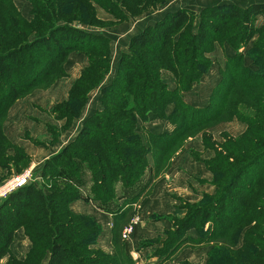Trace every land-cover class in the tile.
I'll return each mask as SVG.
<instances>
[{"label": "trees", "instance_id": "1", "mask_svg": "<svg viewBox=\"0 0 264 264\" xmlns=\"http://www.w3.org/2000/svg\"><path fill=\"white\" fill-rule=\"evenodd\" d=\"M26 1L32 7L30 21L22 17L13 0H0V168L8 174L15 160L29 162L2 130L11 105L64 76L63 64L68 55L83 52L89 67L73 85L69 101L54 110L57 118L70 119L61 110L71 108L74 102L80 110L87 94L98 83L99 75L97 81L90 82L93 67L102 62L106 71L109 65L106 39L79 26L100 23L95 6L122 20L125 16L121 7L129 2L119 0L117 5L113 0ZM258 15L263 16V25L256 28ZM192 16L193 12L180 9L134 35L128 50L137 49L135 55L123 53L118 64V72L128 65L126 72L132 73V79L121 84L123 80L118 75L109 86L114 88L113 93L103 90L109 99L101 96L99 102L103 101L105 108L100 116L85 120L75 139L45 161L41 176L48 183L36 188L30 182L1 199L0 264H42L45 258V264H134L125 253L115 227L112 254L92 248L100 227L92 218L72 213L68 206L81 197L79 187L85 181H80V175L84 171L89 172L91 180L88 199L105 208L114 196L111 185L124 182L128 188L142 177L145 168L142 156L150 154L155 165L158 155L142 142L136 132L137 120L143 121L150 112L163 117L165 108L171 104L174 108L168 119L173 130L147 136V143L161 149V154L171 152L199 133L208 145L207 130L221 122L236 119L246 129L235 138L222 134L220 146L211 144L217 157L208 169L214 175L216 194L205 196L206 200L189 209L185 218L173 220L161 250L169 253L165 260L172 250L174 256L181 248L218 243L213 249L217 253L227 252V264H264V3L246 8L234 5L206 8L200 12L195 26ZM225 29L222 42L236 51L253 40L246 54L257 70L246 67L238 52L226 60L208 105L190 106L183 101L182 94L190 91L210 67V62L201 58L206 55L203 46L209 35ZM175 34L180 39H173ZM101 44L104 50L99 48ZM95 52L103 56L95 57ZM162 72L174 77L175 89L168 90L161 82ZM103 74L100 73V80ZM8 150H13V155L6 157ZM67 172L75 178L70 180L73 189L56 183ZM114 213L111 212L117 225L126 213ZM18 229L23 230L31 244L23 259L10 252ZM190 230L198 238L185 236ZM4 258L6 261L2 263Z\"/></svg>", "mask_w": 264, "mask_h": 264}, {"label": "crops", "instance_id": "2", "mask_svg": "<svg viewBox=\"0 0 264 264\" xmlns=\"http://www.w3.org/2000/svg\"><path fill=\"white\" fill-rule=\"evenodd\" d=\"M13 3L24 19L29 21L32 18V7L29 2L26 0H13ZM263 3L264 0H166L164 3L157 4L153 7L152 11L146 13L142 11L141 15L136 14L132 16L124 7H121L125 18L117 22H114L116 20L113 14L95 6L96 17L100 23L93 26L80 25V28L92 35L101 36L106 39L109 70L108 73L103 76L101 81L102 84L100 83L101 85L87 94L81 115L72 122L67 131H61L58 134V129L61 130L64 126L65 119L57 118L54 110L59 105L69 101L73 85L89 67L88 57L83 52L74 51L68 55L63 64L64 76L56 79L45 89L40 88L38 90H33L26 96L17 99L11 105L2 124L4 135L29 158L28 168L34 169L38 166L43 167L47 159L57 154L62 148L75 139L83 122L99 109V91L112 80L119 64L120 56L128 52L130 40L134 35L142 32L146 27L155 25V23L160 21L165 15L180 9H185L195 14L200 13L206 8L212 7L234 5L240 8H246L254 4ZM262 25L263 16L258 15L254 22V26L259 28ZM252 42L253 40L246 48L237 51L227 43H223L222 45L216 44L212 53V55L216 57L215 64L213 65L211 62L209 69L201 76L199 82L193 84L190 91L182 94L183 101L196 108L206 107L212 90L221 80V72L225 67L226 60L228 58H234L238 52L243 56L244 65L256 71L257 68L246 54ZM211 57L209 58L211 59ZM174 87L175 85L170 81V83H168V89L172 90ZM171 111L172 106L168 108V113ZM150 118L151 115L149 116V119ZM153 121L154 125H156L154 128L157 130H151L147 127V124L143 126L146 129H150L148 131L153 134L167 133L172 129L170 125H165L159 120ZM148 123L150 122L148 121ZM141 126L142 124L139 122L137 124V129H140ZM245 129V124L233 119L232 121L221 122L209 128L208 132L219 142L222 134H227L235 138L241 135ZM192 144V142H187L186 148L192 147ZM8 154L13 155V152L9 151ZM181 160L184 163L181 161L178 162L171 177L167 176L165 180L156 181L157 184L153 186L150 194L144 197L137 205V215L140 220L135 224L129 239L122 240L124 251L132 259L134 264H204L207 261L208 248L206 249L204 246L200 247L202 250H196L197 248L194 247L182 248L173 257L167 260L161 257L160 253L158 254L163 242L161 239L165 237V232L172 228V217H182L179 215L183 213L178 207L181 197L177 199L172 197V187L177 183L182 186L180 190L184 189V186L187 184L182 180V175L186 176L185 169L187 167L198 169L199 175H201L200 178L204 177L205 179V175H207L203 165H199L192 160L189 161L185 155L182 156ZM6 175L7 171L0 168V182ZM84 181L86 188H89L91 185L90 176H86ZM80 188L81 187H79V189ZM187 191H184L185 194H187ZM189 192L192 194L191 189ZM182 197H189L188 201H194L191 195ZM68 208L74 214L91 215V217L98 221L95 220L100 225L101 232L93 248L101 250L106 254H112L113 219L110 215L101 211L100 208L85 195L71 202ZM156 237L160 239V243L159 241L157 242L158 244L152 242V239ZM187 237L195 239V232L190 230ZM30 248L31 244L24 235L23 230L18 229L14 233L10 245L11 254L17 259H23ZM5 261L6 258L2 260V263H5ZM46 261L47 258H45L42 264H45Z\"/></svg>", "mask_w": 264, "mask_h": 264}, {"label": "rangeland", "instance_id": "3", "mask_svg": "<svg viewBox=\"0 0 264 264\" xmlns=\"http://www.w3.org/2000/svg\"><path fill=\"white\" fill-rule=\"evenodd\" d=\"M128 1L129 2L126 3L123 7L126 10H128L129 13L133 16L134 14L135 15L136 14L141 15L142 11H143V13H146L148 11H152L153 7H155L157 4L164 3V1H166V0H128ZM113 2H117L118 3L117 5H120L119 0H113ZM146 2H147V4H146ZM127 6H129V7L127 8ZM114 19L116 20L114 22L121 20L120 18H116L115 16H114ZM199 19H200V13H195L194 17L192 16L193 26H195L198 23ZM112 24H114V23H112ZM85 25L86 24H82L81 26H85ZM81 26H79V28ZM226 30L227 29L223 30L219 34L209 35L207 42L203 46V50L206 51V55L201 56V58L209 61L210 65H211V62L213 63V65L215 64L216 57L214 55H212V53L214 51L216 44H219V45L223 44L222 40H223L224 33L226 32ZM172 38L175 40L180 39L179 34L173 35ZM99 48H101V50H104V45L101 44ZM136 50L137 49H135V48H134V50H128V53L135 55ZM210 54L212 55V57ZM99 55L100 54H97L96 52L93 53V56H95V57H98ZM101 56H103V54L100 55V57ZM209 57H211L212 60ZM124 67L125 68L123 69L122 72H121V70L118 72V66H117L116 72H115L114 76L112 77V80L107 85H104V87L100 89L99 100L101 99V96H103V99H105V100L109 99L108 93L104 92L103 90L104 89L111 90V92H112V90L114 88L112 87L111 89H109L110 88L109 86L114 82L115 78L118 75L121 77V80H123L121 82V84L129 82L132 79V73L126 72V71H128V65H124ZM93 68H94V74L89 76L90 82H94L95 79L97 81L96 77H97V75L100 76L101 72L104 73L103 76L106 75L108 73V70H109V65H108L106 71H104L102 62L96 64ZM99 76H98V83H97L96 87H98L99 85L102 84L101 83L102 79L100 80ZM160 80L163 84L166 85L167 89H168V83H170V81L172 82V84H174L176 86L174 77L169 73L162 72ZM199 80L196 83H198ZM107 81H108V79H107ZM173 89H175V87ZM36 90H38V89H36ZM115 92H117V91L115 90ZM98 103H99V107H98L99 109H97L88 118H92L94 115L100 116V113L103 112V110L105 108L103 101H102V103L101 102H98ZM170 106H172V111H173L174 106L172 104L167 106L164 110V113H163L164 118L150 112L146 115V118L143 121L140 119L137 120V124L140 122L142 124V126L140 129H137V126H136V132L140 135L142 142L144 144H147L149 149H154V151L158 155V156H156L157 162L155 161V165H154L153 157L150 154H146V155L142 156V158H144V160H145V168H144V173H143L142 177L138 181H136L133 185H129L130 187L128 186V188L126 187L124 182H118V183L116 182L113 185H111L112 192H113L114 196L111 198L108 205L104 206L105 208H100L101 211H103L105 214H109L110 217L113 219L112 229H113V227H115V229L117 230V234L121 240H128L129 239V237L132 235L133 228H134L135 224L138 223L140 220L139 216L137 215V213H138L137 205L139 204V202L144 197H146L150 194V192L153 189V186L155 184H157L156 181L158 182L160 180H165L167 176L171 177V174L174 172V169L177 166L178 162L181 161L182 163H184L181 160L182 156H184V155L186 156V158L189 159V161L192 160L193 162H195L199 165H203L205 167L207 175H205L206 176L205 179H204V177L200 178L201 175H199L198 169H196L194 167H187L185 169L186 176L182 175V178H183L182 180H184V183H186L187 185L184 186L183 190H180L182 186L178 185L177 183L174 187H172V197L174 199L181 197L179 199L178 207L182 210L183 213H182V215H179L182 217H172V222H173V220H181V219L185 218L188 214L189 209L196 207L198 205H201L202 202L204 200H206L205 196H215V194H216V188L214 186V175L210 172V170L208 168L211 167V164L216 160V157H217V155L214 154L215 148L213 149V145L211 146V144H213V142H215L216 144H218V146H220V144L223 142V138L221 136H220L221 139L218 142L217 140H215L210 135V133L208 132V130H209L208 129L207 133H206L207 135H210V141H209L208 145L202 139V133H199L196 136H194L193 138H188L184 142L179 143L175 149H173L171 152H167L165 154H161V149H159L158 147H155L152 143H150V142L147 143V136L149 133H151L148 130H150V129L151 130H157L156 128H154V126H156V125H154L153 120H159L161 123L163 122L165 125H170L172 128L171 131L173 130L174 126L172 125V123L168 119V116L172 112L171 111L170 113H168V108ZM61 111L66 112L68 114V117H70L71 121L69 118H65V124L61 128V130L58 129V131H59L58 134L61 131L65 132L68 130V127L72 124V122L77 117H79L81 115L82 108H80V110H79L77 103L74 102V104L71 108L67 107V108L62 109ZM150 115H151V118L149 119ZM101 116H102V114H101ZM148 121L150 123H148ZM146 124H147V127H149L150 129H146L145 127H143ZM81 127H82V125H81ZM211 139H212V141H211ZM189 140H191V141H189ZM187 142H192L193 143L191 145L192 147L186 148ZM215 143H214V145H215ZM216 150H219V149H216ZM9 151L13 152V150H8L7 152H5L6 157L7 156L9 157V154H8ZM10 156H12V155H10ZM139 156H141V155H139ZM68 159H69V157H68ZM14 164H16V166H17L16 168L14 167L15 166ZM14 164L13 163L11 164V169L13 170L11 172V174L7 173V175L4 176V178L1 180L0 188L3 187L4 184L9 179H11L12 176L20 175V174H22L24 172H28V171H30L32 183L34 185H36V188L44 186L45 183L46 184L48 183V181L41 176V171H42L43 167L38 166L37 168L30 169V168H28L29 162H27L25 164L23 161H20L19 159L15 160ZM86 176L89 177V174L87 171H84V173L80 175V181L84 182ZM58 179L60 180V181L56 182L58 186H60V187L65 186V187H69L70 189H73V183L70 180H74L75 178L73 177V175L70 172H67V174L66 173L61 174V176L58 177ZM80 189H81V191H80ZM80 189H79V192H80L81 196L85 195L86 197H89V188H86L85 182L81 186ZM190 189L192 190V194H190V192H189ZM185 190L186 191L188 190L187 194H185V192H184ZM188 195H191L194 201H192V202L188 201L189 197H187V198L182 197V196H188ZM113 211L115 213H120V214L126 213V215H122V217H125V218H123L124 220L117 225H116L117 222H115L116 218L114 216H112V214H111V212H113ZM78 215L84 216V217H90L94 221L96 220L93 217H91V215L90 216L89 215H82V214H78ZM98 226L100 227L99 224H98ZM206 227H207V225H205L204 230L206 229ZM126 228H131V232H130L129 236L127 237V239H125V238L123 239L121 235L123 234V231ZM171 230H172V228L168 231H171ZM191 231H194V230H191ZM100 232H101V227H100ZM188 232H190V231H188ZM188 232L186 233L185 236H187ZM99 235H100V233H99ZM195 237L198 238V235L196 232H195ZM97 238H96V241H97ZM167 238H168V235L167 236L165 235V237H163L161 239V240H163V242H162L161 249L158 252V254L160 253L161 257H164V258H168V254H169L168 253L169 251L166 252L168 254L161 253L164 250L163 244L167 241ZM158 241L160 243V239L157 237L155 239H152L153 243L155 242L156 244H158L157 243ZM214 246L217 247L218 243H214L210 246H204L206 249L208 248L207 249L208 250L207 261L204 264H208V262L210 264H214V263L215 264H227V252L225 250H221L217 253L216 250L213 249ZM172 248H175V245L172 246ZM181 249H179V250H181ZM196 250H202V248L199 247ZM173 252H174V250H172V254H173ZM177 252H175V254ZM172 254L169 256L170 258L173 257Z\"/></svg>", "mask_w": 264, "mask_h": 264}, {"label": "built area", "instance_id": "4", "mask_svg": "<svg viewBox=\"0 0 264 264\" xmlns=\"http://www.w3.org/2000/svg\"><path fill=\"white\" fill-rule=\"evenodd\" d=\"M32 182L30 171L24 172L20 175H14L9 179L3 187L0 188V199L6 198L10 193L14 192L16 189ZM131 232V228H126L123 231L122 238L127 239Z\"/></svg>", "mask_w": 264, "mask_h": 264}]
</instances>
